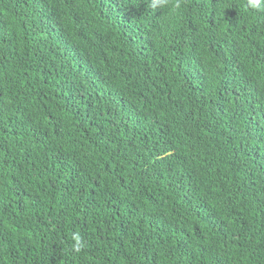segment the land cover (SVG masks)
Here are the masks:
<instances>
[{
    "label": "trees",
    "instance_id": "trees-1",
    "mask_svg": "<svg viewBox=\"0 0 264 264\" xmlns=\"http://www.w3.org/2000/svg\"><path fill=\"white\" fill-rule=\"evenodd\" d=\"M174 3L0 0V264H264V14Z\"/></svg>",
    "mask_w": 264,
    "mask_h": 264
},
{
    "label": "clouds",
    "instance_id": "clouds-1",
    "mask_svg": "<svg viewBox=\"0 0 264 264\" xmlns=\"http://www.w3.org/2000/svg\"><path fill=\"white\" fill-rule=\"evenodd\" d=\"M153 8L155 7H167L169 6V0H152ZM182 7V0H175V3L171 5L173 13L178 12ZM243 7L255 10L257 13L264 14V0H246V3ZM87 247L86 241L78 233L74 232L71 235V245L70 251L75 254L82 252L84 248Z\"/></svg>",
    "mask_w": 264,
    "mask_h": 264
}]
</instances>
